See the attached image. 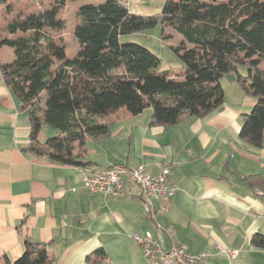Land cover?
<instances>
[{"label": "crops", "instance_id": "crops-1", "mask_svg": "<svg viewBox=\"0 0 264 264\" xmlns=\"http://www.w3.org/2000/svg\"><path fill=\"white\" fill-rule=\"evenodd\" d=\"M163 3L134 0L128 10L146 16ZM1 52L0 65L14 60L11 49ZM221 85L222 110L204 118L188 114L151 126L150 108L137 115L122 108L101 118L110 134L75 148L88 163L78 168L23 151L27 114L0 74V264L18 258L25 241L48 245L55 264H145L131 235H155L156 229L138 188L107 197L83 186L88 170L118 164L143 165L152 176L159 164L169 165L177 191L156 204L165 248L183 244L192 254L206 253L209 264H264V246L252 243L264 236V198L253 194L264 189V138L258 145L239 136L256 101L238 87L235 74H225ZM216 246L238 253L232 258Z\"/></svg>", "mask_w": 264, "mask_h": 264}, {"label": "trees", "instance_id": "trees-1", "mask_svg": "<svg viewBox=\"0 0 264 264\" xmlns=\"http://www.w3.org/2000/svg\"><path fill=\"white\" fill-rule=\"evenodd\" d=\"M51 1V9L18 15L6 27L11 36H0V47L14 55L12 62L0 65L1 77L29 122L23 151L86 168L75 148L109 136L101 118L122 108L133 115L150 108L151 126L174 124L188 114L204 118L222 110L220 82L230 72L242 92L256 101L243 116L239 136L258 145L263 140L264 0H164L159 13L146 16L131 13L120 0L86 4L77 12L73 35L80 49L72 59L52 33L64 27L60 8L77 0ZM6 2L0 0V5ZM159 24L164 42L173 33L183 37L178 45H168L182 63L179 71L156 72L152 52L119 40ZM43 126L57 134L41 143ZM252 243L264 246V236H254ZM9 264L55 260L48 245L25 241L23 253Z\"/></svg>", "mask_w": 264, "mask_h": 264}, {"label": "built area", "instance_id": "built-area-1", "mask_svg": "<svg viewBox=\"0 0 264 264\" xmlns=\"http://www.w3.org/2000/svg\"><path fill=\"white\" fill-rule=\"evenodd\" d=\"M130 8L131 0H120ZM159 171L152 176L145 171L143 165L130 168L125 165H113L102 170H88L84 180V189L90 194H101L107 197H121L129 185L136 186L145 214L155 226L156 234L146 232L144 235L133 233L131 239L141 248L145 264H209L206 253L192 254L183 244H173L165 248L163 243L164 229L158 220L156 204L174 196L177 188L169 181L170 168L168 164H159ZM256 197L264 198V192H257ZM230 257H235L237 251L215 247Z\"/></svg>", "mask_w": 264, "mask_h": 264}, {"label": "rangeland", "instance_id": "rangeland-1", "mask_svg": "<svg viewBox=\"0 0 264 264\" xmlns=\"http://www.w3.org/2000/svg\"><path fill=\"white\" fill-rule=\"evenodd\" d=\"M134 3V0H131ZM100 0H77L68 1L65 6H62L59 10L58 18H60L64 27L60 30L53 31L52 36L56 40H61L66 46L67 58L72 59L77 55L80 49V45L76 41L73 35L75 25L78 23L77 12L80 6L86 4H99ZM54 6L51 0H7L6 4L0 5V36L8 37L9 33L6 31V27L11 23L18 15L22 18L33 16L38 12L51 9ZM157 13L161 11L162 7L158 5ZM156 14V13H155ZM162 28L161 25H157L152 29L145 30L140 33L124 35L119 38L122 43H135L143 46L152 52L157 58L156 72H176L182 68V63L179 58L170 50L169 46H176L183 40L180 34L173 33L168 42H164L161 38ZM20 35V34H19ZM26 35H31L29 32ZM10 49V48H8ZM3 53L0 56L3 57ZM264 69V64L262 65ZM245 70L241 72L244 73ZM121 73V71H117ZM230 75L234 73L230 72ZM221 83V82H220ZM57 131L48 126H43L38 136L39 141L45 142L47 139L55 136Z\"/></svg>", "mask_w": 264, "mask_h": 264}, {"label": "bare ground", "instance_id": "bare-ground-1", "mask_svg": "<svg viewBox=\"0 0 264 264\" xmlns=\"http://www.w3.org/2000/svg\"><path fill=\"white\" fill-rule=\"evenodd\" d=\"M124 6H126V3H123ZM257 192H264V189L257 188Z\"/></svg>", "mask_w": 264, "mask_h": 264}]
</instances>
